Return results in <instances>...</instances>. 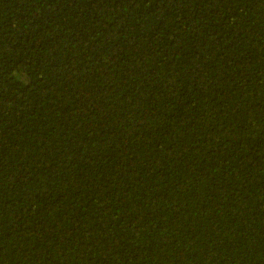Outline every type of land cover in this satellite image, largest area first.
Masks as SVG:
<instances>
[{"label":"trees","instance_id":"1","mask_svg":"<svg viewBox=\"0 0 264 264\" xmlns=\"http://www.w3.org/2000/svg\"><path fill=\"white\" fill-rule=\"evenodd\" d=\"M0 264H264V0H0Z\"/></svg>","mask_w":264,"mask_h":264}]
</instances>
